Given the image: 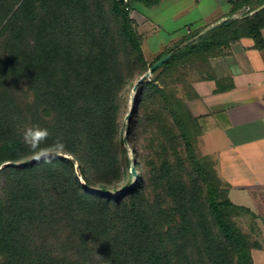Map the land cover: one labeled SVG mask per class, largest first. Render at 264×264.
<instances>
[{
	"label": "trees",
	"instance_id": "obj_1",
	"mask_svg": "<svg viewBox=\"0 0 264 264\" xmlns=\"http://www.w3.org/2000/svg\"><path fill=\"white\" fill-rule=\"evenodd\" d=\"M263 27L264 7L231 17L204 41L173 47L161 67L242 36L264 48ZM152 65L122 0H0V264H254L257 244L234 217L257 214L227 191L189 185L173 223L165 199L147 197L138 164L132 183L126 137L164 93L161 67L137 88L127 136L124 116ZM170 116L180 128L175 109ZM200 120L205 129L212 119ZM34 125L51 133L42 147L66 142L52 164L34 161L22 141Z\"/></svg>",
	"mask_w": 264,
	"mask_h": 264
},
{
	"label": "crops",
	"instance_id": "obj_2",
	"mask_svg": "<svg viewBox=\"0 0 264 264\" xmlns=\"http://www.w3.org/2000/svg\"><path fill=\"white\" fill-rule=\"evenodd\" d=\"M238 1L133 0L130 15L144 50L159 57L191 38L204 41L220 23L205 31L211 24L252 15L264 4ZM202 59L206 66L198 70L207 73L194 81L199 95L191 104L194 115L212 119L199 136L202 151L216 159L229 199L264 218V48L242 36Z\"/></svg>",
	"mask_w": 264,
	"mask_h": 264
},
{
	"label": "rangeland",
	"instance_id": "obj_3",
	"mask_svg": "<svg viewBox=\"0 0 264 264\" xmlns=\"http://www.w3.org/2000/svg\"><path fill=\"white\" fill-rule=\"evenodd\" d=\"M214 33L212 30L208 35ZM173 47L164 51L169 52ZM144 52L149 63L157 60V54L145 50ZM194 55H180L168 67H161L157 71L163 72L159 83L165 86L164 93L153 102L152 111H149L143 126L139 129L133 128L131 140L126 137L125 142L131 165L136 168L138 164L142 171L147 197L150 200H155L157 196L163 197L173 223L181 221V195L189 185L194 183L212 187L222 195L227 191V185L218 172L216 159L202 151L199 136L204 131L203 124L200 116L194 115L191 109L194 97L199 95L194 81L207 73L198 70L206 66V60L202 59L203 56ZM155 77L152 73L148 78L152 80ZM133 87L130 91L128 112L133 108L137 91ZM160 105L164 106L162 111L159 110ZM172 109L177 112L180 128H176L170 116ZM127 114L124 116V136H127L130 122ZM186 138L191 140L195 149L194 162L188 155ZM136 174L132 176V183L136 180ZM234 195L239 199L240 196ZM234 220L250 236V240L257 244L251 249L254 264H264V218L241 211Z\"/></svg>",
	"mask_w": 264,
	"mask_h": 264
},
{
	"label": "clouds",
	"instance_id": "obj_4",
	"mask_svg": "<svg viewBox=\"0 0 264 264\" xmlns=\"http://www.w3.org/2000/svg\"><path fill=\"white\" fill-rule=\"evenodd\" d=\"M50 135L48 128L39 125L26 127L23 131L22 141L32 153L31 158L37 163L52 164L66 149V142L60 136L56 137L52 144L42 147Z\"/></svg>",
	"mask_w": 264,
	"mask_h": 264
},
{
	"label": "water",
	"instance_id": "obj_5",
	"mask_svg": "<svg viewBox=\"0 0 264 264\" xmlns=\"http://www.w3.org/2000/svg\"><path fill=\"white\" fill-rule=\"evenodd\" d=\"M122 1H124V0H122ZM264 7V4L260 7V8H263ZM223 20H219V21H217V22H215V23H213V24H211L208 28H206V30L205 31H208L209 29H211V28H213V27H215L216 25H218L219 23H221ZM174 51L175 50H171V51H169V52H167L165 55H163L161 58H159L158 60H156L154 63H153V65L138 79V81L134 84V87H133V89L134 90H137V88L139 87V85H140V83L141 82H143L145 79H147L155 70H157L158 68H160L165 62H167L170 58H171V56L173 55V53H174ZM132 111H133V108H130V110H129V112H128V114H127V116H130L131 115V113H132ZM8 163H10V162H8ZM8 163H6V164H8ZM14 164H16V165H18V164H21V163H14ZM132 172L134 173V174H136L137 172H136V168H135V166H132ZM133 184H131L128 188H130L131 186H132ZM98 191H100V190H98Z\"/></svg>",
	"mask_w": 264,
	"mask_h": 264
},
{
	"label": "built area",
	"instance_id": "obj_6",
	"mask_svg": "<svg viewBox=\"0 0 264 264\" xmlns=\"http://www.w3.org/2000/svg\"><path fill=\"white\" fill-rule=\"evenodd\" d=\"M132 1L133 0H124L123 2H125L126 4V9L131 11V5H132Z\"/></svg>",
	"mask_w": 264,
	"mask_h": 264
}]
</instances>
